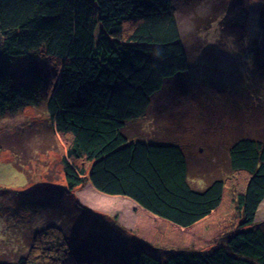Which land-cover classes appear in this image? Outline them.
Here are the masks:
<instances>
[{
    "label": "trees",
    "instance_id": "obj_1",
    "mask_svg": "<svg viewBox=\"0 0 264 264\" xmlns=\"http://www.w3.org/2000/svg\"><path fill=\"white\" fill-rule=\"evenodd\" d=\"M222 39L254 53L245 86L257 90L264 40L228 15ZM36 52L47 58L48 73ZM189 67L171 0H0V119L44 106L56 142L66 144L61 192L72 195L89 181L102 193L133 199L138 218L131 234L140 238L132 244L110 218L108 247L96 252L106 259L81 260L71 249L72 235L50 225L36 232L26 253L0 264H264V229L256 221L264 200V141L241 137L230 146L229 169L247 174L244 188L221 176L196 187L178 141L127 129L147 117L165 82ZM2 139L0 151L11 149L13 140ZM75 203L76 213H87L85 225L90 221L87 232H74L79 243L103 237L99 211Z\"/></svg>",
    "mask_w": 264,
    "mask_h": 264
},
{
    "label": "rangeland",
    "instance_id": "obj_2",
    "mask_svg": "<svg viewBox=\"0 0 264 264\" xmlns=\"http://www.w3.org/2000/svg\"><path fill=\"white\" fill-rule=\"evenodd\" d=\"M171 7L186 48L189 70L168 79L153 95L147 117L130 122L127 129L133 134L145 137L157 134L162 139L181 143L195 174L192 184L196 187H204L211 178L221 176L240 190L245 186L247 174L231 173L230 146L241 137L264 140V86L261 87L264 78L257 90L256 86L246 87L249 69L255 64L254 53L250 49L244 53L230 39L222 42L219 39L222 20L228 15L250 35L263 41L264 3L261 0H171ZM214 15V21H206ZM250 39L245 42L246 49ZM35 61L44 66V73L51 70L41 53L36 52ZM16 62L26 65L25 59ZM261 76L264 74H258L254 80ZM221 105L226 116L219 115ZM5 137L14 143L11 149L0 151V261L14 260L26 253L36 232L50 225L62 227L72 235L71 249L81 260L106 259L96 252L108 244L107 238L111 239L105 234L113 217L128 234L125 238L132 244L138 243L139 237L131 234L138 218L137 203L129 197L108 199L96 195L89 181L74 189L72 195L61 192L59 187H66L61 162L66 144L60 136L59 144L56 142L44 106H27L16 116L0 119V141ZM4 145L9 143L3 142ZM75 200L99 211L100 220L105 222L96 226L103 237H92L90 244L79 243L74 236V232H87L90 226V221L85 225L82 220L86 212L76 213ZM256 221L264 229V201ZM90 245L92 251L88 252ZM151 249L162 256L169 253L162 248Z\"/></svg>",
    "mask_w": 264,
    "mask_h": 264
},
{
    "label": "bare ground",
    "instance_id": "obj_3",
    "mask_svg": "<svg viewBox=\"0 0 264 264\" xmlns=\"http://www.w3.org/2000/svg\"><path fill=\"white\" fill-rule=\"evenodd\" d=\"M263 86H264V85H261V87H263ZM250 99H251V97H250ZM250 99L247 100L248 105H249V101H250ZM244 105H245V104H244ZM244 105H243V106H244ZM250 105H251V103H250ZM222 106H223V105L220 106L221 110H219V115H220V116H226V115L224 114V111L222 110ZM251 111H252V110H251ZM229 116H230V115H229ZM167 130H170V128L168 127ZM247 137H250V136H247ZM251 138H254V137H251ZM254 139L262 140V139H258V138H254ZM263 139H264V136H263ZM174 140H175V139H174ZM175 141H176V140H175ZM262 141H264V140H262ZM180 144H181V143H180ZM181 145H182V144H181ZM182 146H183V145H182ZM184 150H185V148H184ZM91 185H92V183H91ZM93 187H94V186H93ZM94 188H95V187H94ZM95 189H96V188H95ZM93 192H94L96 195H97V194H101L104 198H108V199H109V198H114V199H118V198H119V197H116V195H115V196H114V195L111 196V195L106 194V193L102 194V192L98 191L97 189H96L95 191L93 190ZM120 197H121V198H126V197H122V196H120ZM130 199H131V198H130ZM263 201H264V200H263ZM263 201H262V202H263ZM262 202H261V204H262ZM261 204H260V206H261ZM260 206H259V207H260ZM258 210H259V209H258Z\"/></svg>",
    "mask_w": 264,
    "mask_h": 264
},
{
    "label": "crops",
    "instance_id": "obj_4",
    "mask_svg": "<svg viewBox=\"0 0 264 264\" xmlns=\"http://www.w3.org/2000/svg\"><path fill=\"white\" fill-rule=\"evenodd\" d=\"M115 196V195H114ZM131 201H133L134 203H136L133 199H130Z\"/></svg>",
    "mask_w": 264,
    "mask_h": 264
}]
</instances>
